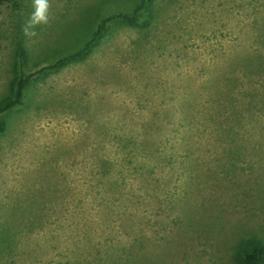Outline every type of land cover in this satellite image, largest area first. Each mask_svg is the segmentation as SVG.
<instances>
[{"label": "rangeland", "instance_id": "1", "mask_svg": "<svg viewBox=\"0 0 264 264\" xmlns=\"http://www.w3.org/2000/svg\"><path fill=\"white\" fill-rule=\"evenodd\" d=\"M27 1L30 70L137 2ZM10 13L0 0V102ZM258 55L264 0H154L44 73L0 115V264H237L245 241L264 249V76L241 65Z\"/></svg>", "mask_w": 264, "mask_h": 264}, {"label": "trees", "instance_id": "2", "mask_svg": "<svg viewBox=\"0 0 264 264\" xmlns=\"http://www.w3.org/2000/svg\"><path fill=\"white\" fill-rule=\"evenodd\" d=\"M154 0H137L133 10L129 13H112L102 18L90 38L85 44L73 53L58 59L55 63L45 65L39 69L35 68L36 63H32L29 58V51L26 49L28 33L32 26V16L26 15V12H35L27 0H3L13 17V29L9 37L11 45V63L10 79L8 82L9 95L2 98L0 102V115L9 109L23 105L26 89L35 86V81L44 76V73L57 72L69 63L83 61L90 53L92 48L99 43L105 35L108 26L113 21H119L127 25H137L142 13L149 12L150 5ZM23 12V13H22ZM33 60V58H32ZM31 61V65H29ZM243 69L249 73L260 74L264 76V57L257 56L256 59H247L241 63ZM26 69L29 70L26 73ZM46 75V74H45ZM27 89V90H28ZM6 130V122L0 119V133ZM264 249L259 241H245L240 247L239 254L236 257L237 264H264Z\"/></svg>", "mask_w": 264, "mask_h": 264}]
</instances>
